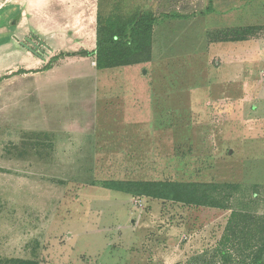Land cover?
<instances>
[{
  "label": "rangeland",
  "instance_id": "374dc122",
  "mask_svg": "<svg viewBox=\"0 0 264 264\" xmlns=\"http://www.w3.org/2000/svg\"><path fill=\"white\" fill-rule=\"evenodd\" d=\"M148 10L142 69L67 56ZM17 47L46 70L13 72ZM148 182L230 187L217 208ZM233 210L264 215V0H0V264H213Z\"/></svg>",
  "mask_w": 264,
  "mask_h": 264
},
{
  "label": "trees",
  "instance_id": "16d2710c",
  "mask_svg": "<svg viewBox=\"0 0 264 264\" xmlns=\"http://www.w3.org/2000/svg\"><path fill=\"white\" fill-rule=\"evenodd\" d=\"M98 14L97 44L94 52L86 54L96 56L99 70L118 66L141 64L152 60L153 38L156 16L148 10L135 14L129 19ZM123 182L112 185L114 189L128 191L121 187ZM140 195L159 198L170 197L176 201L209 207H224L223 201L215 199L213 194L225 193L230 185L212 184L202 191L205 184H181L177 182H148ZM222 190L219 191V188ZM226 189V190H225ZM219 262L213 264H264V215L249 211L233 210L221 241L216 248ZM21 264H38L23 261Z\"/></svg>",
  "mask_w": 264,
  "mask_h": 264
},
{
  "label": "crops",
  "instance_id": "0c3cea01",
  "mask_svg": "<svg viewBox=\"0 0 264 264\" xmlns=\"http://www.w3.org/2000/svg\"><path fill=\"white\" fill-rule=\"evenodd\" d=\"M15 1L16 2H19V0H15ZM29 6L30 5H26V4L19 6V8L16 9V14L17 15L18 14L19 15L20 14L25 15V12L27 13V8ZM16 24H17V21H16ZM30 32H35V29H33V28L31 29L30 28ZM36 33H37V31H36ZM38 33L41 35L39 37V39L41 41V48H40L41 50H44V48H46L47 50H51V52L54 50V52H56L58 55H60V53H61L62 54V57H65V53L62 52V51L57 52L58 51V47H55L53 45L54 44V41H58L59 40L58 39L59 37H56L54 35H51V36H48L47 37L48 33L46 31L42 30V29H40L38 31ZM53 34H55V33H53ZM17 38H18V36H17ZM16 40L17 39L15 38L13 42L15 43ZM96 44H97V42H96ZM94 51L95 50H92L91 51V49H87V48L84 47L83 49H80L78 51L70 52V54L67 55V56L73 57V56H76V55H80V56L82 55V56H86L85 58H91V57H93V60H94L93 63H95L96 70H98V71H105V70H107V69L99 70L97 68L96 56H93V55L91 56L89 54H86V52L91 53V52H94ZM16 52H18V54L19 53L20 54H19V58H16V56H15L16 59H14V61L11 64V66L13 68V72H18L19 69H24V70H27V71L28 70L45 71L47 65L49 64L48 58L45 57L44 54L41 55L42 53L40 54V52L39 53H34V52H31L30 50H27L26 52L25 51L23 52V50L21 48H18V47H17V51ZM62 57L60 59H62ZM82 63L84 65H86V66L88 65V67L90 66V63L88 61H86V60L84 62H82ZM146 63L136 64L134 66H135V68L142 69L143 66L146 65ZM150 64H151L150 66H153L154 62H151ZM130 67H132V66H130ZM89 68H90V71H91V67H89ZM63 71L66 72L67 69H65ZM90 71H88V72H90ZM89 76H91V75H89ZM89 83H91V79H89ZM103 92H104L103 93V96L105 94H107V91L106 90L103 91ZM158 93H159L158 91L151 92V95H155L157 97L158 96L157 95ZM169 93H170V96H171V94L173 96H175V93H171V92H169ZM89 95H91V89H89ZM179 95H177V96H179Z\"/></svg>",
  "mask_w": 264,
  "mask_h": 264
},
{
  "label": "water",
  "instance_id": "95a60500",
  "mask_svg": "<svg viewBox=\"0 0 264 264\" xmlns=\"http://www.w3.org/2000/svg\"><path fill=\"white\" fill-rule=\"evenodd\" d=\"M29 48V47H28ZM34 53H35V51L34 50H32ZM37 53V52H36Z\"/></svg>",
  "mask_w": 264,
  "mask_h": 264
}]
</instances>
